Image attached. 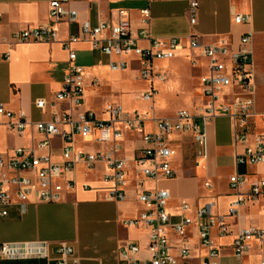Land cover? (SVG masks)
<instances>
[{
  "label": "crops",
  "instance_id": "obj_1",
  "mask_svg": "<svg viewBox=\"0 0 264 264\" xmlns=\"http://www.w3.org/2000/svg\"><path fill=\"white\" fill-rule=\"evenodd\" d=\"M53 1L59 0H0V57L9 55L8 62L0 63V105L16 116L24 114L29 124L24 134L19 136L8 128L7 120L2 121L0 124V155L5 160L13 156L14 150L30 149L41 141L42 136L31 125L51 120L54 113H68L76 118L81 112L92 111L99 119H107L103 112L108 103L99 107L93 100L91 102L88 99L90 95L94 97L98 95L99 89L91 87L92 81L96 80L98 87L99 85L104 87L107 81L112 79L111 75L127 71H132L137 80L140 63L136 57H123L122 59L127 63L126 70L111 71L109 63L118 62L121 58L115 55L108 57L98 51H92L90 46L83 42L72 47L77 55L90 54L94 62L91 66L84 67L86 89L88 87L89 90H85L83 106L74 109L69 103L59 102L53 108H47L41 112L34 103L39 99L53 103L55 95L63 88L64 77L68 70V53L61 42L66 41L71 35L80 37L81 25L84 22H89L94 27L107 23L117 24L120 11L126 13L133 36H136L141 29H146L157 40L167 41L176 38L184 46L175 59L155 61L153 69L155 72L166 73L168 79L170 72L161 67L168 66L176 69L182 63L187 62L193 71H198V74L193 77L198 80V84L193 87L197 88L195 92L199 94L200 104L198 106L195 104V108L203 105L200 77L205 71L202 62L197 68L191 66L190 52L186 48L187 39L190 36H196L202 44H213L219 39H224L236 48L241 37L251 33L253 36L252 76L255 86L254 111L256 115L248 120L246 127L238 126L237 132L230 117L219 114L213 119L206 128L208 139L206 160L198 156V147L191 135H172L168 146L172 152L170 165L175 178L158 182L145 180L135 173V167L131 165L124 201L108 198V191L112 185L105 180L108 175L105 167L97 165L95 168L88 169L82 164L78 165L72 175L74 182L72 188L65 192L61 203L29 205L25 214L21 213L17 204L9 208L8 217L0 219V246L8 243H46L52 260H55L57 245L68 243L74 248L75 258L78 259L79 264H118L116 252L119 247L129 242L136 243L144 256L148 244V232L145 228L125 225L127 221L137 219L145 210L144 206L137 201L135 186L138 181H141L143 190H154L161 184L163 186L161 189L170 193L167 212L171 215L173 223H179L181 221L179 207L181 201L187 202L192 211L213 203L212 214L225 216L232 203L238 198L231 188V177L238 173L246 176L249 182L264 179V164L251 167L236 165V156L243 153V146L235 139L236 133L241 132L246 135L248 143L254 142L257 137L264 136L261 121L264 110L256 106V94L260 80L258 48L260 39L264 40V0H197L199 7L194 25L190 23L187 12L190 0H73L68 7L78 13V21L73 24L60 23L53 26V29L57 31L59 42L42 41L13 45L12 36L15 33L26 28L50 24L49 4ZM144 12L148 15L146 16ZM236 16H249L250 24L236 25L234 22ZM139 46L145 48L147 43L139 42ZM172 87L183 88L188 92L185 75H176L175 80L172 81ZM156 92L158 94V91ZM142 93L137 97V100L141 102H143ZM238 94L237 88H231L227 91L228 97L224 100L230 102L233 96ZM192 95L194 93L191 92L190 96ZM111 104L120 105L127 112H138L130 111L117 102ZM142 115L146 116L148 113ZM146 118L148 120L160 119L155 114L152 117L146 116ZM145 128L152 132L154 124L148 121ZM96 138L97 133L87 139L75 138L74 150L86 153L101 150V146L95 142ZM185 138H190L195 147L194 165L191 163L186 165L183 153ZM52 142L51 159L54 163L62 164L63 145L58 138ZM141 146L137 136L128 135L123 141V151L119 158L131 161ZM178 158L182 163L180 170L175 165ZM225 170L229 173L227 183L230 189L229 194H225L226 196L214 193L217 189L216 181L222 178ZM188 171L191 174L188 175ZM206 183L211 188H206ZM201 188L211 191L201 195ZM248 190L249 186H244L240 193L247 195ZM262 201L264 197L256 200L249 199L245 206L239 209L237 216L226 218L230 235L222 237L217 229L213 230V242L220 250L218 264H260L264 261V247L252 245L251 250L240 261L234 257L231 248L234 236L239 230L251 225L264 227V224L251 219L249 215L250 209L258 206L260 219L264 217ZM186 216H193V213H188ZM171 239L175 246L179 244V240L172 232ZM186 241L191 247L190 258L179 264H200L205 257V251L199 245L196 227L188 229ZM0 264H54V262L0 259Z\"/></svg>",
  "mask_w": 264,
  "mask_h": 264
},
{
  "label": "built area",
  "instance_id": "obj_2",
  "mask_svg": "<svg viewBox=\"0 0 264 264\" xmlns=\"http://www.w3.org/2000/svg\"><path fill=\"white\" fill-rule=\"evenodd\" d=\"M73 0L53 1L49 4L48 26L26 28L12 36L13 45L59 42L54 25L60 23L73 24L78 21V13L69 8ZM197 0H190L188 16L194 25L198 12ZM147 16L148 13L144 12ZM1 19V14H0ZM236 25H249V16H236ZM81 36L71 35L61 42L68 53V70L64 77L62 90L55 95L53 103L43 99L37 100L35 107L44 112L53 108L56 103H69L74 109L84 104L86 90L85 69L77 64L78 57L73 46L87 43L92 51H98L105 56L120 57L118 62L109 63L111 71H124L127 63L123 57H136L140 68L137 80L146 82L149 88L142 93L141 100L154 103L157 92L154 83H164L168 76L164 72H155V61H170L177 57V53L184 46L176 38L160 41L153 38L146 29H141L136 36L131 33L130 21L124 11L119 12L117 24L111 23L92 26L89 22L81 25ZM146 42L142 48L139 42ZM186 48L190 52V63L193 68L204 65L205 73L200 77V92L203 100L202 107L196 113L180 110L171 119L148 120L138 112H127L120 105L107 104L103 114L106 120L99 119L92 111L81 112L76 118L68 113H54L51 120L41 121L31 125L42 136V140L30 149L18 148L13 156L5 160L0 155V219L9 215V208L17 204L22 214L26 213L29 205L58 204L64 199L66 191L72 188L74 174L78 165L88 169L97 165L105 167L108 175L105 180L111 183L108 191L110 200L124 201L126 186L131 165L135 173L145 180L158 182L175 178L170 165L172 152L168 146L172 135H191L198 147V156L204 160L208 157L207 125L219 114L226 115L234 122V128L246 127L248 120L256 115L254 111L255 86L252 76L253 65V36L247 33L241 37L236 48L219 39L213 44H202L198 37L190 36L186 41ZM9 55L0 57V63L8 62ZM92 86L97 85L96 80ZM237 88L239 94L233 99L228 97L227 91ZM232 97V96H231ZM153 109V107L151 108ZM7 120V126L22 136L29 126L24 114L18 116L8 112L0 105V124ZM148 121L154 124V130L149 132L145 126ZM264 127V115L261 116ZM67 128V129H65ZM97 133L96 144L101 150L94 153L76 152L74 140L79 137L87 139ZM128 135L139 138L141 147L131 161L120 157L123 151V141ZM58 138L63 145V163H54L50 151L52 141ZM236 142L243 146V153L236 156L238 167H251L264 164V136L257 137L248 143L246 135L236 133ZM43 152V153H41ZM41 153V154H39ZM230 185L237 200L232 203L228 214L214 216L211 212L213 203L192 211L189 204L181 201L179 204L181 221L173 223L167 212L170 193L164 189L143 190L141 181L135 186L137 201L145 210L137 219L127 221L128 227H143L148 232V244L145 257L141 254L136 243H127L116 252L118 264H179L190 258L191 247L186 241L188 229L196 227L199 245L205 251V257L200 264H218L220 250L213 242V230L217 229L220 236L230 235L226 218L235 217L239 209L245 206L247 200L264 197V179L248 181L244 175L236 173L230 178ZM249 186L248 194L240 193L244 186ZM206 188H211L208 183ZM193 213V216H186ZM171 232L179 244H172ZM264 247V227L251 225L239 230L233 239L231 248L237 260H242L251 250L252 245ZM0 259L8 261L40 260L53 261L54 264H79L75 258L74 248L68 243H60L56 247L55 260H52L46 243H8L0 246ZM260 264H264L262 261Z\"/></svg>",
  "mask_w": 264,
  "mask_h": 264
},
{
  "label": "rangeland",
  "instance_id": "obj_3",
  "mask_svg": "<svg viewBox=\"0 0 264 264\" xmlns=\"http://www.w3.org/2000/svg\"><path fill=\"white\" fill-rule=\"evenodd\" d=\"M259 64H260V80L258 92L256 94V106L260 110H264V40L260 39L259 46ZM77 64L79 66L88 67L91 66L94 62L90 58V54L82 55L78 54ZM165 71L170 72V78L165 83H155V89L158 91V94L155 97L154 103L141 102L137 100V97L140 96V93L144 92L148 88V84L143 81L135 80V74L132 71L121 72L115 75H111L112 79L108 80L107 85L104 87L99 85L92 86L94 89L98 88V95L96 97L90 95L89 100L96 103L99 107L104 106V104H111L112 102H117L123 105L126 109L130 111H138L139 113L146 114L147 117H152L154 114L156 117L160 119H168L173 117L180 110H187L196 113L200 104L199 102V94L196 93V86L198 84V80L193 78L198 74V71H193L187 62L182 63L178 68H170L168 66L161 67ZM176 75H185L186 79V87L188 88V92L184 91L183 88H175L172 87V81L175 80ZM108 86V87H107ZM110 88V90L105 89ZM195 89V90H194ZM89 90L88 87L86 89ZM194 93L192 97L190 93ZM196 93V94H195ZM153 107V109H151ZM183 153L186 158L185 162L191 163L194 165L195 163V147L192 144L190 138L184 139ZM180 159L178 158L175 162V165L180 170ZM191 174L188 171V175ZM229 173L227 170L223 172V176L221 179H218L217 189L214 191L215 194H223L227 195L230 192L228 186ZM158 189L163 188L161 184L158 185ZM201 188V195L207 193L209 190ZM225 195V196H226ZM261 206H264V201L261 202ZM260 208V205H259ZM259 209L258 206L250 209V217L251 219H255L262 224H264V217L260 219V215H258ZM258 216V218H255Z\"/></svg>",
  "mask_w": 264,
  "mask_h": 264
}]
</instances>
